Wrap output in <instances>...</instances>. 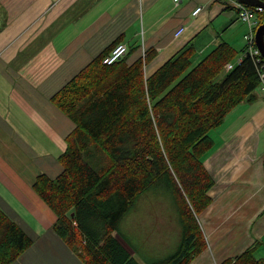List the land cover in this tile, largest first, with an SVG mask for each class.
<instances>
[{
  "label": "crops",
  "instance_id": "0c3cea01",
  "mask_svg": "<svg viewBox=\"0 0 264 264\" xmlns=\"http://www.w3.org/2000/svg\"><path fill=\"white\" fill-rule=\"evenodd\" d=\"M233 1L0 0V209L32 239L11 264H85L56 234L53 212L32 188L38 174L55 178L62 171L58 156L74 128L51 96L121 34L128 46L139 45L129 63L155 51L146 76L188 44L195 48V62L221 42L242 57L248 24ZM197 6L202 9L193 16ZM181 25L185 29L176 37ZM259 92L210 135L214 146L203 164L214 179L212 201L198 215L207 248L190 264H218L255 245L257 258L264 260V92ZM150 192L139 195L147 209L135 203L123 216V240L115 233L140 264L170 255L181 241L172 202ZM147 215L149 221L140 225L138 217Z\"/></svg>",
  "mask_w": 264,
  "mask_h": 264
},
{
  "label": "trees",
  "instance_id": "16d2710c",
  "mask_svg": "<svg viewBox=\"0 0 264 264\" xmlns=\"http://www.w3.org/2000/svg\"><path fill=\"white\" fill-rule=\"evenodd\" d=\"M257 18L259 25L264 10ZM122 36L51 96L74 128L58 156L62 171L55 178L38 174L32 188L53 212L56 234L85 264H140L115 232L139 194L161 189L179 217L181 241L149 264H190L207 248L198 215L212 201L214 179L203 164L214 146L209 133L255 99L260 62L245 51L232 63L240 52L221 42L191 66L195 48L188 44L146 76L156 53L146 50L129 63L139 45L112 64L102 62ZM31 244L0 209V264H11ZM255 247L218 264H264Z\"/></svg>",
  "mask_w": 264,
  "mask_h": 264
},
{
  "label": "built area",
  "instance_id": "2783aa9c",
  "mask_svg": "<svg viewBox=\"0 0 264 264\" xmlns=\"http://www.w3.org/2000/svg\"><path fill=\"white\" fill-rule=\"evenodd\" d=\"M175 5H178L183 0H172ZM234 7L237 9V15L238 17L245 21L248 24V32L245 34V40H246V46L245 51L248 53V55L252 56L253 58H256L258 62H260V65L258 67V76L260 80V89L264 92V58L261 56L259 49L255 45L254 41V33L255 29L258 25L257 20V12L261 11L262 9L259 7L253 8L249 7L243 3L233 1ZM202 9V6H197L193 11L192 15H197ZM184 27L181 25L176 32L174 33L175 36H179L183 31ZM127 44L126 43H120L117 46H115L112 51L106 55L102 62L104 64H112L115 61L121 59L125 54L127 53ZM145 52V51H144ZM143 52V56H144ZM242 57L238 58L237 61H241ZM231 63L226 64V70H229L232 68ZM264 100V98H263Z\"/></svg>",
  "mask_w": 264,
  "mask_h": 264
},
{
  "label": "rangeland",
  "instance_id": "374dc122",
  "mask_svg": "<svg viewBox=\"0 0 264 264\" xmlns=\"http://www.w3.org/2000/svg\"><path fill=\"white\" fill-rule=\"evenodd\" d=\"M244 42V41H243ZM238 53H239V50L237 49V48H235V47H233ZM239 58V56H237L236 57V59H235V61H233L232 63H235V62H237V59ZM196 60L194 59V61L192 62V65L191 66H194L197 62H195ZM223 75L224 74H221L220 75V77L219 78H222L223 77ZM260 88H258V89H256L255 91H254V94H259L260 92ZM257 98H256V96H255V99L254 100H256ZM254 100H252V101H254ZM251 101V102H252ZM241 105V104H240ZM240 105H238V106H236L232 111H231V113L233 112V111H237L238 110V108H239V106ZM229 116H227V118H228ZM226 118V119H227ZM225 119V120H226ZM225 122V121H224ZM213 134V130H212V132L210 133V135H212ZM153 192H150V194L149 195H151V193H152V196L155 198V197H157L158 199H160V201L161 202H165V201H167V199L169 200V201H171L170 200V198L168 197V195L163 191V190H161V189H154V190H152ZM139 195H141V194H139ZM137 196V198H136V200H135V203H137V204H142L141 206H144V207H146L145 209H147V202H146V198L145 197H143V196ZM143 197V198H142ZM134 203V204H135ZM169 203V202H168ZM176 211V210H175ZM147 212V210L144 212V211H141V213H140V215H144L145 213ZM177 213V212H176ZM151 215H154V213H151ZM123 219L124 218H122V220H121V222H120V224H119V227H118V229H117V231L115 232L116 233V235H117V237L119 238V239H121V240H123ZM138 219L140 220V225L142 224V222H147V221H149V215H147V217L145 218V219H142V217H138ZM127 240H129V242H131L130 244H131V246L136 250L138 247H137V245L135 244V240H133L132 239V237H127ZM170 254H172V253H170ZM169 256V255H168ZM167 257V256H166ZM165 258V257H164ZM162 259V258H161Z\"/></svg>",
  "mask_w": 264,
  "mask_h": 264
},
{
  "label": "water",
  "instance_id": "95a60500",
  "mask_svg": "<svg viewBox=\"0 0 264 264\" xmlns=\"http://www.w3.org/2000/svg\"><path fill=\"white\" fill-rule=\"evenodd\" d=\"M251 7H259L264 10V2L261 0H236ZM255 44L260 51L261 56L264 58V21L258 25L254 36Z\"/></svg>",
  "mask_w": 264,
  "mask_h": 264
}]
</instances>
